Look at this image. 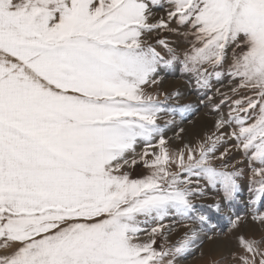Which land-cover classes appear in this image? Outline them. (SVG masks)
<instances>
[{
  "label": "snow or ice",
  "instance_id": "obj_1",
  "mask_svg": "<svg viewBox=\"0 0 264 264\" xmlns=\"http://www.w3.org/2000/svg\"><path fill=\"white\" fill-rule=\"evenodd\" d=\"M195 255L264 264V0H0V264Z\"/></svg>",
  "mask_w": 264,
  "mask_h": 264
},
{
  "label": "rangeland",
  "instance_id": "obj_2",
  "mask_svg": "<svg viewBox=\"0 0 264 264\" xmlns=\"http://www.w3.org/2000/svg\"><path fill=\"white\" fill-rule=\"evenodd\" d=\"M162 76L164 77V87L168 90H172L174 88H180V90L184 93V100L189 101V102H196L199 98V95L197 91L195 90L194 86L191 83H186L187 77L182 75L180 69H173V70H165L164 72L161 73ZM206 109H201V111L192 118L193 122L196 124L197 128L203 131L205 128L210 129L212 126V120L211 118L206 119L205 118V113ZM188 127H191V125H187ZM169 136L172 135L171 132L168 133ZM146 173V169L143 168V166L138 165L135 169L132 170V175L134 178L140 177L141 175ZM247 183V181H245ZM216 194L212 191H209L208 199H204L201 201H198V203H204V204H210L212 203L211 197L215 196ZM247 192L245 191L244 193V198H247ZM243 211V209H241ZM166 224L169 225H175V230L173 231L172 234V239L175 240L178 238V236L183 232V229L179 226V223L176 221H166ZM221 227H224L222 224ZM254 229V226L248 225L245 228H242L241 231L244 232H251ZM222 240H230L231 235H225L221 237ZM158 245L160 243V240H158ZM211 247L210 243H206L203 251L205 253L208 252L209 248ZM181 264H203V259L199 257L198 255H195L188 260H184L181 262Z\"/></svg>",
  "mask_w": 264,
  "mask_h": 264
}]
</instances>
